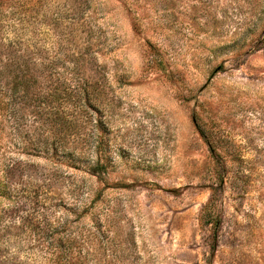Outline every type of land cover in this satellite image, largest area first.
<instances>
[{
    "label": "rangeland",
    "instance_id": "1",
    "mask_svg": "<svg viewBox=\"0 0 264 264\" xmlns=\"http://www.w3.org/2000/svg\"><path fill=\"white\" fill-rule=\"evenodd\" d=\"M0 65V264H264V0H0Z\"/></svg>",
    "mask_w": 264,
    "mask_h": 264
},
{
    "label": "trees",
    "instance_id": "2",
    "mask_svg": "<svg viewBox=\"0 0 264 264\" xmlns=\"http://www.w3.org/2000/svg\"><path fill=\"white\" fill-rule=\"evenodd\" d=\"M0 66H1V65H0ZM1 71H2V69L0 68V75H1ZM32 78H33V76L29 77L28 80H30V79H32ZM1 82H2V81H0V85H2ZM27 82H29V81H27ZM81 92H82V89H80V87H77V88H76V94H77V95H80ZM211 205L213 206V201H212V200H210V202H209V204H208V207H210ZM207 222H208V221H207ZM209 222L211 223V222H213V221H209Z\"/></svg>",
    "mask_w": 264,
    "mask_h": 264
}]
</instances>
